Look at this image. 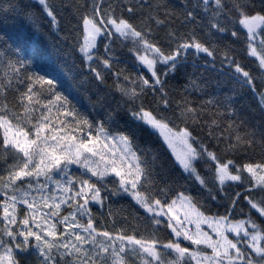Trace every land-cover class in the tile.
<instances>
[{"label":"snow or ice","instance_id":"6c2138e0","mask_svg":"<svg viewBox=\"0 0 264 264\" xmlns=\"http://www.w3.org/2000/svg\"><path fill=\"white\" fill-rule=\"evenodd\" d=\"M37 14L94 95L0 35V264H264V0H0Z\"/></svg>","mask_w":264,"mask_h":264},{"label":"trees","instance_id":"16d2710c","mask_svg":"<svg viewBox=\"0 0 264 264\" xmlns=\"http://www.w3.org/2000/svg\"><path fill=\"white\" fill-rule=\"evenodd\" d=\"M4 33H7V36L11 38V41H22L25 43L28 50L21 52V56L25 59H28L31 56V50H37L43 57L42 60L39 61L41 69L43 71L56 69L58 73L67 78V83L74 89V94H79L82 97H85L88 94L94 95V89L91 84H84V86L81 87L83 77L79 75V69L75 68L71 61H68L67 65H65L61 54L57 50L58 38L55 37L54 34L50 35L48 33L46 21L43 18H40L38 14L35 26L23 16L9 21L6 25L0 24V35ZM248 59L254 60V58L251 57ZM190 70L191 69H189V71ZM207 75L211 76L213 74L209 73ZM73 76H76V79H73ZM171 83L179 89L184 81L178 76L175 80L171 81ZM237 99L239 101L237 105L238 107L240 105H245V108L243 109L244 111H247L248 104L254 103L250 97L246 99L237 97ZM259 158L258 155L254 157V159ZM121 204L124 205V210L130 211V209H127L125 201H122ZM121 204L113 206V212L115 214H119L122 211Z\"/></svg>","mask_w":264,"mask_h":264},{"label":"rangeland","instance_id":"374dc122","mask_svg":"<svg viewBox=\"0 0 264 264\" xmlns=\"http://www.w3.org/2000/svg\"><path fill=\"white\" fill-rule=\"evenodd\" d=\"M178 150H179V148H178Z\"/></svg>","mask_w":264,"mask_h":264}]
</instances>
